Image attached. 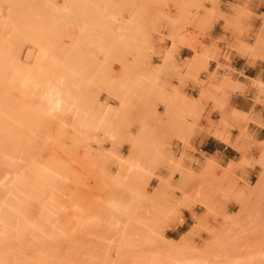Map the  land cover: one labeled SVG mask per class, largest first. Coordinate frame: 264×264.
<instances>
[{
  "label": "rangeland",
  "instance_id": "1",
  "mask_svg": "<svg viewBox=\"0 0 264 264\" xmlns=\"http://www.w3.org/2000/svg\"><path fill=\"white\" fill-rule=\"evenodd\" d=\"M2 1H4V2H2ZM6 1L9 4H6ZM9 1L10 0H0V7H1L0 10H2V12H0L1 21L4 19V21L2 23V27L5 24H8V21H6L5 18H7V15L10 13L9 11L11 9H13V8L10 9L12 3L14 2L16 4V2H17L16 0H15L16 2L13 1L11 3ZM21 1H24V0H21ZM51 1L54 2V7L56 6L57 10H58V8L60 9L63 7V9H60L59 15H56V16H59L60 19L63 16H65L67 18L66 19L64 17L69 22L64 21L63 18L61 19L64 22V23L62 22L63 24L61 25V27L64 25L65 26L67 25L66 28H65V26L62 29H60V27H59L58 29L60 31L59 30L57 31V32H59L58 36L56 35L57 33H55L54 37L48 38L49 35H52L51 31L53 29H56V27H55L57 25L56 22L60 21V24H61V20H59V18L56 20L55 19L56 17H50L49 16L50 13H51V16L53 13H54V16H55V14H58L57 10L55 13L54 8H53L54 12L52 9L53 13L50 11L51 5L48 6L51 3L50 1H49L50 3H48V1H46L47 5H44L45 2H44V4L42 2H40L43 4V6L45 8H46V6H48L47 7L48 10L50 9L49 10L50 12L47 13V10L44 7H42L45 9V11L43 10L44 13L46 12L45 14H47L46 16L44 15L46 19H48L47 18V16H48V17H50L48 20H50V19L52 21L54 19L56 20V21L54 20V23H52V21L50 20L51 21V22L49 21L50 24H49V22H47L49 25L52 26V28L53 27H55V28L52 29L51 26H49L48 24L45 23L46 26H44L42 29V26H40V25L44 24L43 21H42V23L40 22L41 23L40 25L35 26L34 24L37 23L36 20L38 19L36 16H38V15L35 16L33 13H32L33 15L30 13L31 15L30 14L29 15L31 17L35 16L34 18H31L30 16H28V17H30L32 20V28L34 25L35 27L33 29L37 28L35 30L36 31L38 30V32H39V33H36V35L38 36L42 33H44V34L46 33V34L45 35L43 34V36L39 37V39L41 40L40 42H41L42 46H40L41 45L40 42L35 39L38 37L36 35L34 36L35 41L39 42V44H38V46H40L38 49L39 51H37V49H36L37 46L36 47L33 46L34 50L32 52L31 51L29 52V50H25L27 48H30V46L32 47V45H33V43H30L32 45L29 44L30 45L29 46L26 43V44H24V45H26V48L24 45L21 46V47H23V49L21 48L20 55L18 56L17 59L15 58V60H17L16 62H18V59H20V61H19L20 65L16 64L17 67L20 66V67H18L19 69H21V67H23V68L26 67V66H24V64L25 65L27 64L28 65L27 67L31 68L32 67L31 64H33V62H34L33 60H35V62H34L35 64H33V68H34L38 65L39 66L44 65L43 63L41 64L40 62L46 60L45 58H47L48 55L51 53L50 52L51 48H53V47L56 48L55 46H57V48L61 49L62 52L60 50H58L57 48L56 49L53 48L54 52L57 51V53L53 52L54 53L53 54L54 61L51 60V59H53V57L49 56L47 58L48 63L46 62L48 66H49V64H52L53 62H56L58 64L59 59L56 58V55H57V57L59 55L61 58H63V60H65V62L62 64V65L65 64V66H64L65 70L62 69L63 67L61 66V64H60V66H57V68H56L58 70V73H60L59 77L57 76L56 72L55 73L53 72L51 74L48 72L51 68H52L51 71L55 69L53 67V64L49 66L50 69L46 68V67H48L47 65L45 67H41L42 69L40 68L41 71L40 70L39 71L42 72V75L39 74L40 73L38 71L39 66H38V68L36 67L34 69H30V71H32V70L34 71V74H33V72L32 73L30 72V74L31 75L33 74L32 77H35L36 76L35 73L39 72L38 75H41V77H43L44 79H45V77L46 78L49 77V79L47 80L49 82L52 81L53 75L56 74V76L54 75L53 80L56 77H58L59 79L57 78V80H54V84L60 86L61 85L60 83H64L61 85L60 89L62 91L64 90L66 97H64L65 95H63V98L66 99V101H64L66 103L63 104V102H62L63 105H61V106L62 107L65 106L64 109H66L67 111L64 110L62 107H59V108H61V110L63 109L64 111L63 110L62 111L65 113L62 116L63 119L61 117V115H62L61 113H59V115H57V117L60 120H63V121H61L62 124L60 123V120L58 121L55 118V120H56L55 121V120H53V118H51L49 116L50 114H52V113H50V112H52L51 110H48L49 112H47L46 110L42 111V112H44V114H43L44 118H39L38 116H36L38 114L40 115V113L42 114L41 109H40V107H41L40 103L42 105L43 104L45 105V103L44 102L42 103L40 101V98H37V95H33V93L35 94L34 90L36 88L38 89V91H44L43 87L41 90L38 87L39 85L38 86L35 85L36 87L34 85H32L31 88L32 87L34 88V90H33L34 92L32 91L31 88H28V87L24 88L25 93H26V91L31 89L30 90L31 93H29V92H28L29 94L26 93L27 94V96H26V94L21 92L22 88L19 91L20 88H17L15 86V83L11 82L9 84V82H7V80L4 79L5 77H2L3 81L6 80L5 82L2 81L3 87H11V89L12 88L15 89V87H16L15 91L18 90L20 93V94L19 93L16 94L15 91L11 92V90H10V92L6 91L8 89L5 88V90L2 91L3 95H6L4 93H7V92H9L11 95L15 94L14 98L19 99L18 101L16 99V101L18 103L21 102L22 105H23V103H25L24 105H26L28 103L27 106L28 105L30 106V107H28L29 110H27L25 108L27 106H24V107L22 106L27 111L31 110V112H32V109L33 110L36 109L35 111H38L40 109L39 110L40 112H38V114H37V112L36 113L34 112V116L38 118L37 120H35V117L32 116V117H34V118H32V121L29 120V123H30V121H31V123L29 124L27 121V124H29L30 127H28L29 125H27L26 126L27 128H25V126H24L25 124L23 123L24 121L23 122L21 121V123H23V127L21 126V124H17L18 123V122H16L17 120L13 117V115H16V113L14 114L12 112L13 111L12 109L10 111L11 112L10 116L13 117L16 121L13 119V120H11V122L13 124L15 123L14 125H18L17 127H20L23 131L27 130L26 132H28V134L32 137V140H34L32 145L33 144L35 145V149L37 151H38V148L39 149L41 148V146L39 147L41 142H42V144L45 141L51 142L52 138H54V140L56 142H54V141H53L54 143L51 142L53 144V147H52L51 143H49V142H46L45 145L43 144V147L47 148V146H48V148L46 150L47 152L45 151V149H44V151L43 150L41 151L42 159L45 162H48L47 158L52 155L50 152L52 151V149H54L53 150V156H54V153H56V154L58 153L59 155L55 154V156L59 157V158H60V156H62L61 159L63 158L62 160H64V161H61V160L60 161L67 164V166L64 167V171L63 170L61 171L60 169H58L60 172H65V173L60 174L59 172H55L57 167L53 164V160L51 158L52 163L50 161V164H49L50 169L49 170H50L51 175L53 174L52 177H54V175L58 176L60 174V178L62 177V179L56 177L59 180L56 183L58 186L62 183L61 180H63L64 182H63V187L61 186L62 187L61 188L59 186V189L56 188L57 187L56 184H55L56 185L55 187L53 185L54 183L51 184L50 186L52 188H50L51 190H49V194H48L49 197L45 196V200H48V202H50V204L49 203L47 204V201H45L47 204V208H49V210H50V211H47L49 213L48 215L49 216L51 215V217L54 216L55 219L52 218L53 219V221H52L51 217L48 218L49 219L48 221H50V223H48V226H47L49 239L46 238L48 241L46 239L45 240L42 239L44 242L46 241V243H44V245L45 244H47V245H45V247H42L41 249L38 248V249H40V251H42V249H44V248L45 249L43 250L44 252L43 251L40 252L38 250L39 252H38V254L37 253L35 254V257H39V255H41L40 259L43 257H45V258L47 257L48 262L46 264H49V262L54 263V264H57V263L58 264H111V263L112 264H125L127 261H128L127 264H136V263L137 264H142V263L147 264L148 262H149L148 264H151L153 261H155V262H153L154 264L155 263L156 264H171V263L172 264H180V263L184 264V263H186L185 262L186 260H187L186 264H188L191 261H193V264H206V262H207V264H211L212 261H214V258L216 260L218 259L217 261H219V262L222 261L223 263L228 261V262H226L228 264L235 263L234 261H236V260H237L236 261L237 264L240 262H241V264H264V213L259 212L257 205L256 204L253 205L254 204V201H253L252 204H250V205H253V207L249 206V204H247V206H245V208L247 209L246 210L247 212L245 211L246 212L245 215H247V216H245V215L243 216L244 220L246 218V220L244 222L242 220L243 218L242 219H241V217L238 218V217H236V215H234V216L237 219H235L234 217L228 218V216H231V214L233 216V212H237V210L239 209V205H240L239 202L238 203L235 202V200L232 197V194L229 193L230 192L229 190H231V192L233 191L232 193H234L236 188H243V189L248 188L250 183L256 179L255 175L251 179L242 178L240 176L238 177L231 171L230 166H229V169H230L229 172H227V170H223V171H220L219 173H217L218 171H216V168L218 166L214 167L210 173L209 172H203V167H202V169L201 168L200 169H195V168L191 169L189 166L186 167L182 163H178V161L174 162V158L172 156L169 158V163H165L166 151L164 152V147H165L164 136H157V135H154L152 137L144 136V128H148L150 126H153L154 128L163 129L165 126H168V125H171V126L172 125H178L179 126L180 125V119H181L180 117H183L182 114H177V113H174V114L170 115L169 117H167V116L166 117H159V116L157 117L151 113L149 107L148 108L144 107V102L148 104L149 101H151L150 100L151 98L153 101L161 100L160 88L155 83L144 86V79H143L144 73H142V70H141V65H144V53H147L150 50L152 51L153 47H154V43L156 42V40L162 41L165 39V37H166V39H170L172 41L173 45H175L176 43L180 44L183 41L195 42L197 40V38L206 31V29L209 25L210 18L213 16H216L218 14V12H213L214 14L211 12L212 9L214 8L213 7V1L214 0H189V1L188 0H186V1L185 0L184 1H182V0H159V1L158 0H144L145 2L143 0H132V1L127 0L128 2L126 0L125 1L124 0H111V1H109V0L108 1L107 0L106 1L105 0H86V1L85 0L84 1L83 0H77L80 4H77L78 2H75L76 0H71L70 5L72 4L73 6H71L72 10H70V12H71V14L75 15V19L73 18L74 16L70 14V12H69V14L71 16H68L69 18L67 17L68 13L65 14L66 13L65 11L67 10L65 8V7H67L65 4L67 2L69 4L68 0H56V1L51 0ZM93 1H95V2H93ZM141 1H143L146 4V6H145V4L144 5L141 4ZM19 2L20 1H18V4H16V5H19L20 4ZM24 2L26 3V0ZM35 2H36V0H34L33 1L34 4H32V7L35 5V7H33V8H35V9H33V11L36 10L37 14H39V12H38V10H39L38 4L39 3H37L38 0L36 2L37 4H35ZM108 2L109 3L111 2V3L108 4ZM1 4H3V5L1 6ZM4 4H6V8H5ZM26 4L27 5L29 4L28 0H27ZM219 4H220V1L217 2V5H216V3H214V6H216V8L218 9ZM30 5H28V6L30 7ZM124 5H126V6H124ZM209 5H210V7H209ZM91 6H93V7H91ZM12 7H13V5H12ZM36 7L38 8V10L36 9ZM78 7H79V9L80 8L81 9L78 10ZM113 7H115V8H113ZM131 7H133V8H131ZM153 7L156 9L154 10ZM180 7H182V9ZM107 8H108V12H107ZM139 8H141L142 11L141 10L139 11ZM6 9H8V11ZM73 9H75L76 11ZM84 9L87 12H85ZM96 9H98L102 12H97ZM14 10H15V8H14ZM14 10H13V13H14ZM16 10H17V13H18V11H20L17 9V7H16ZM16 10H15V12H16ZM88 10L91 13H92V11L94 12V10H95L96 11L95 17H93L94 16L93 14H91L92 15L91 16ZM29 11L31 12V9L27 10V12H29ZM74 11H75V13H74ZM80 11L82 14L84 13V15L80 14L81 16H83V18L79 15ZM22 12H23V10H21V12L18 13V14H20L21 18L23 17L22 19L19 18L18 15H17L18 18L15 15L16 16L15 19H14V17H11L13 15H9L11 17L10 21L12 22L13 19L15 21L14 22L15 23L14 24V30H15V28L21 30V28H23L24 26H25L24 27L25 29H26V27L31 28V26H30L31 24H29L30 27H28L27 25L24 24L25 21L27 23V20H24L25 16H23V14H25L26 11L24 10V13L21 16ZM88 13L91 16V19L89 18L90 16L87 15ZM5 14H6V16H5ZM62 14H63V16L61 17L60 15H62ZM96 14L98 15L99 19L96 18L97 17ZM40 15H41V12H40ZM40 15L38 17H39V19L41 17V20H42V18L44 16H40ZM165 15H166V17H165ZM26 16H27V14H26ZM10 17H8V18H10ZM78 17H80V19ZM86 18L89 20L85 21L84 19H86ZM102 18L105 19L104 20L105 23H103ZM179 18H180V20H179ZM33 19L35 21H33ZM81 19H83V22L81 21ZM100 20L102 21V24H104V25H101L99 23ZM16 21L18 23H16ZM22 21H24V22H22ZM45 21H47V20H45ZM84 21L86 23H84ZM106 21H108L109 24L111 22L110 26L107 25ZM38 22H39V20H38ZM134 22H135L136 26H135ZM152 22H154V24ZM75 23H77V24H75ZM88 23H89V25H88ZM84 24H87V26H85ZM105 25H107V26L105 27ZM100 27H104L105 30H103L104 28L101 29ZM137 27H138V29H137L138 31L135 33ZM85 28H88L90 30H86ZM4 29H6V30H4ZM4 29L2 28L3 32L7 31V33H8V28L6 25H5ZM47 29H48V31H47ZM50 29H52V30H50ZM100 29H101V31H100ZM125 29H126V31H125ZM35 30H32V31L35 32ZM102 30L104 31L103 33H102ZM121 31H123L122 34L120 33ZM131 31H134V33ZM242 31H244V29H242ZM5 32L2 33L5 36V37H3V35H2V38H4V39L6 37L9 38V36L11 35L10 32H12L11 29L7 35ZM17 32H19V31H17ZM47 32H48V34H47ZM54 32H56V31H54ZM15 33H16V31H15ZM87 33H88V35H86ZM101 33H102V35H101ZM106 33H108V34H106ZM111 33H114L113 37L115 38V40L118 38L117 43L121 45L120 47H122L123 50L120 47L118 49L119 45H117V48H116L117 43L114 42V38L111 36L112 35ZM131 33L133 35H131ZM18 34H20V33H18ZM27 34L25 36H27ZM31 34L33 35L32 32H31ZM31 34L29 33L30 36H32ZM98 34H100V35H98ZM29 35H28V37H29ZM103 35H105L104 38L109 35L107 37L108 39L106 38L107 42L104 41L105 40L104 38L102 39L103 41L100 40L103 37ZM144 35H146V38ZM11 36H10V38H11ZM14 36H18V35L14 34ZM14 36H12V37H14ZM44 36L46 37V40L48 41V42L46 40L44 41V38H43V41H44L43 43H46V44L42 43L41 38ZM55 36H57L56 39L57 40L59 39L58 40L59 42L55 39ZM21 37L23 39H25L22 35L20 36V38ZM28 37H26V38L28 39ZM60 37H61V40H60ZM110 37H111V40L109 39ZM128 37H129V39H128ZM18 38H19V36L17 38H14L16 41L15 44H17L18 40H16V39H18ZM32 38H33V36H32ZM82 38H84V39H82ZM48 39L49 40L53 39L54 41L52 40L51 42H49ZM70 39L71 40L73 39V41H70ZM122 39L125 42L124 46H122V44H124ZM29 40L31 41L32 39H29ZM108 40H110V41H108ZM23 41H22V44H23ZM79 41H80V44H79ZM89 41L91 42V44L89 43ZM134 41H136V42H134ZM26 42H29V41L27 40ZM37 42L35 43L36 45H37ZM53 42H54V44H53ZM55 42H57L59 44H57ZM92 42L96 45L92 44ZM102 42L104 44H102ZM13 43H14V40H13ZM24 43H25V41H24ZM86 43H89V44H86ZM113 43H115V46ZM15 44H14V46H16ZM4 45L6 46V44H4ZM4 45H3V47H5ZM45 45H46V47H45ZM47 46L49 48H47ZM3 47L1 49H5ZM90 47L91 48L93 47V50L91 49V51L89 52L88 48L90 49ZM125 47H126V49H125ZM32 48H30V49L32 50ZM40 48H42L41 51H40ZM62 48H64V49L62 50ZM191 48H194V47L191 46ZM14 49L18 50L19 47L17 49V46H16V48L14 47ZM14 49H13V52L15 51ZM43 49H45L47 51V54H46L47 56L45 55V53L42 52ZM45 50H43V51L46 52ZM26 51H27V53L28 52L31 53V57L29 56V59H28V57L26 56L27 60H24V59H22V55H24V52H26ZM59 51H60V53H59ZM1 52L4 54L3 51H1ZM8 52H9V54L11 53L10 50ZM36 52L37 53L41 52L44 55H42L40 53V56H39V55H37ZM15 53H14V56H15ZM60 54H63L62 55L63 57ZM27 55H30V54H27ZM35 55L40 57V59H41L40 62H39V58L36 57ZM110 55H112V56H110ZM5 56H6V54H5ZM10 56L13 57V55H10ZM41 56H45V58L43 57V60H42ZM87 56H88V58H87ZM34 57L38 58V60L35 59ZM61 58H60V62H61ZM1 60H2L3 64L7 66V63L10 59H8L6 57V59H1ZM13 60H14V57H13ZM110 60L117 61L122 66V70L120 73L113 72V70L109 67V61ZM21 62L23 63L22 66H21ZM29 63H31L30 64L31 67L29 66ZM34 65H36V66H34ZM1 66H3V65H1ZM54 66H55V64H54ZM58 67H60L61 69ZM67 67H68V69H67ZM43 68L45 70L48 69V71L46 70L47 73L44 72L45 70L42 71ZM4 69H6V67H4ZM66 69H67V71H66ZM22 70L23 69H21L19 71H21V73L26 72V71H22ZM28 70H27V72H28ZM57 70H54V71H57ZM60 70H61V72H63L64 75L60 72ZM3 71L4 70L2 69V72H1L2 75H3ZM6 71H8V70L6 69ZM27 72H26V75H27ZM43 72L46 73V75ZM72 72H73V74H72ZM43 74L45 76H43ZM81 74H83V76H81ZM35 79H36V77H35ZM37 80L38 81L40 80V84L44 81L43 80L41 82L42 79H37ZM37 80L34 81L36 84L38 83ZM45 81H46V79H45ZM55 81H58V82H55ZM49 82H47V83H49ZM70 82H72V84ZM35 83H33V84H35ZM47 83H46V85H47ZM50 84H52V82ZM73 84H74V86H73ZM65 85H67V86H65ZM41 86L42 85H40V88H41ZM9 93H7V95ZM36 93H38V92L36 91ZM40 93L41 92H39V95H40ZM61 93L63 94V92H61ZM21 94H23V95H21ZM102 94L106 95L108 99L111 97L117 98L121 103L123 111L119 112V110H117L118 109L117 107L107 106V105H105V103L103 101L101 102L100 99L102 98ZM20 95L23 96L22 97L23 99L21 98ZM28 95H30V97H32L33 99L31 98L32 100H30L29 99L30 97ZM24 97L25 98L27 97L26 99H29V100H26ZM69 97H71V98H69ZM4 98H7V96H5ZM14 98H13V100H15ZM173 98H175L176 100L179 99L181 102H183V98H185V96H181L178 92H175ZM20 99L24 102L20 101ZM38 100L40 101V103H38L39 102ZM4 101L5 100L3 99V102ZM9 102L11 103V101H8L7 106H8ZM21 103H20V106H21ZM12 104H13V101H12ZM66 104L67 105L69 104L70 107H69V105L67 106ZM3 105H4V103H3ZM20 106L19 107L16 106V107H18L16 109L19 110L21 108V110H22V107H20ZM31 106L34 108H32ZM11 107L14 108L13 105H11ZM4 108H6V107H4ZM30 108H32V109H30ZM44 108L46 109V107H44ZM76 108H77V112L74 113L76 111ZM54 110L57 111L56 109H54ZM59 110L60 109H58V112H60ZM16 112H18V111H16ZM19 112L18 113L23 116L24 110H22V113L20 110H19ZM45 112H47V113H45ZM12 113H13V115H11ZM48 113H49V115L46 116V114H48ZM72 113H73V115H72ZM25 115L26 114H24V116ZM51 116L56 117L54 114ZM28 117H27V119H28ZM40 117H42V116L40 115ZM16 118L18 119L19 116ZM23 119L25 120L24 117H23ZM33 119L36 122H34ZM39 119H40V121H38ZM19 120H21V119H19ZM32 122H33V125H32ZM37 122H39V123H37ZM39 125H40V127H39ZM54 125H56V126H54ZM59 125H61V127ZM135 125L140 126L141 130L136 136H133V135L129 134L130 133L129 129ZM45 126H47L45 128L46 130L41 131V130H44L43 128ZM57 126H59L61 129L58 128ZM13 127H15V126L12 125V128ZM38 127L39 128L43 127V128H41V130H40V129H38ZM30 128L33 130L35 129V130L31 131ZM48 128H49V130H48ZM21 129H19V131ZM80 129H81V131H80ZM37 131H39L40 134H38ZM32 132H35V134ZM53 132H56V134L54 133V135H53ZM56 137L57 138L58 137H64V138H62L63 140H61V138H58V139H60L61 143L64 144L63 146H64L65 152L62 150V148H63L62 145H60V143L57 144L58 142L56 140ZM70 138H72V139L70 140ZM123 142H128L130 144L128 151H121L120 150L119 147ZM21 143H22V141H21ZM56 144L58 145V147ZM73 144H75V145L73 146ZM36 145H38V146H36ZM260 145H264V143H261ZM17 146L19 147V146H23V145L18 144ZM49 147H51V148H49ZM59 147H61V148H59ZM22 148L23 147H21V150L18 149V151L21 152L23 150ZM56 148L61 149L64 154L62 152H59L60 150H56ZM261 149L262 148H260L259 155L257 157H254V155H250L249 159L244 158L243 160L245 161V163H239L240 167L241 166L247 167V168L256 167V169L254 170V173L257 175L258 170H259V165L256 166L255 164H258L256 162L260 157ZM101 152H103V153H101ZM83 153H85V154L83 155ZM22 154H23V151H22ZM18 155L21 156L20 153ZM23 155H22V157H23ZM69 155H71V156H69ZM75 155L76 156L80 155V156L76 157ZM90 155H91V157H90ZM96 155H97V157H96ZM20 156H19V158L21 159L22 157H20ZM117 157H119V159ZM83 159H85V161ZM22 161H20V162L23 163ZM18 162H19V160H18ZM97 162H99V163H97ZM127 163L130 165L128 166ZM51 164H53L54 167ZM100 165H101V167H100ZM67 168H69V169L66 170ZM84 170H86V171H84ZM70 171H71V173H70ZM187 171L191 172V174H189L190 176H185V173ZM224 171H226L227 173L225 174ZM75 172H77L76 173L77 175L75 174ZM90 172H91V174H90ZM95 172H97V173H95ZM201 172H203L204 174L207 173V174H205L206 176L204 175L205 179L202 176V178L206 181L204 182L203 180H201V181L199 180V182H201V183H199V182L197 183L196 182L198 180L197 175H200ZM94 173L96 174V176ZM203 173H201V175H203ZM187 175H188V173H187ZM192 175H194V176L192 177ZM195 176L197 178H195ZM200 176H199V178H201ZM159 177H163L165 179H168L170 182L167 185L168 188H166L167 192L164 190L163 195H161L160 197H155V196H153L152 192L154 191L155 186L159 182ZM137 178L139 179V181H141L140 179H142V182H144V184L146 181V185L143 186L142 182L138 181L140 184H142V185L138 186V182H137L138 179ZM102 180H103V182H102ZM134 181L136 183H134ZM150 181H151V183H150ZM202 183H204V184H202ZM198 184L202 185V186H199L200 187L199 188L197 186ZM83 185H84V187H82ZM133 186L135 188H136V186H138L140 189L137 187L136 188L137 191H136V189ZM232 186L234 188H232ZM92 187H94V188H92ZM197 187L199 189L198 190L199 192H201L200 190L203 191V189H201L202 187L205 189L203 191V193H198V194L202 198H205L202 200H207V202H209V204L206 203L209 206V208L206 207L207 206L206 204H205L206 205L205 206V205H203L204 203L202 204L200 202V201H202V200H200L201 197L199 199V198H197V196H195V194L193 195L194 196L193 198H197L198 202L200 204H198L197 200H194L195 202H197V204L193 203L194 204L193 206L196 208L197 212L192 213V221L190 222L191 225L188 226V229H190L191 226H193V224L196 223V221L199 217L200 218L198 220H200L204 216L206 218L204 217L203 220L201 219V221H199V222L203 221L204 224L201 223L202 225L200 226V223L198 222L199 225H197L195 227L196 228L195 232L191 236V240H190L191 244L188 243L189 245L186 244L187 246L185 244L179 245L180 248L178 246L177 247L175 246V248H173L170 251V252H172L174 250L173 253H175V254H173L170 252H164L162 249H160L159 247L162 245V243L157 244L156 241H153V240H156L155 238L153 239V237H150L149 239L152 238V241H150L148 239L149 240V242H148L147 238L149 237V235H151L152 231L155 229H156V231L158 229L163 230L164 235L166 237H169V234L165 233L166 229H168V227H165L167 224L166 222L180 223L182 221V213L180 210L182 208H185L188 203L194 202V201H192L193 198H191L192 195L190 193L191 192L194 193V191H195V193L198 192L195 189ZM54 188H55V190H54ZM95 188H97V189H95ZM138 190H140V191L138 192ZM142 191H145V193H141ZM62 193L64 195H66L67 193L68 194L66 196H64V195L62 196ZM189 194L191 195L189 198L192 200L186 201V199H187L186 198L185 199V206L182 207L181 202L184 200L183 198L187 197V195L189 196ZM196 195H197V193H196ZM50 196H52V198H50ZM65 197H66V199H65ZM235 197H236L235 199L238 200L237 193H236ZM53 198L55 200H53ZM68 198L70 200H68ZM34 200L36 201V199H34ZM251 200L249 203H251ZM115 201H116V203H115ZM36 202H38V200ZM36 202H32V205L30 207L31 212L29 213V215H30V217L33 218V220L35 219V217L38 218L37 214L40 212V209H41V208L40 209L38 208L40 205H39V203L36 204ZM179 202H180V204H179ZM202 202H204V201H202ZM182 203H184V202H182ZM246 203H248V202H246ZM33 204H34V207L32 209ZM35 204H36V208H35ZM120 204H121V207H120ZM55 206L57 207V209ZM79 206H81V207L79 208ZM45 209H46V207H45ZM53 210H54V212L59 210L58 214H57V212H56L57 215L54 214V212H52ZM92 211H94L93 214H92ZM120 211H121V213H120ZM115 212H116V214H115ZM51 213H53V214H51ZM74 213H77L79 215V217L77 214H74ZM124 213H125V215H124ZM66 215H68L67 216L68 219L65 218ZM75 215H77L76 217H78L77 220L78 219L84 220L85 223L89 222L88 226H87V227H89L88 230L86 227V230L83 231L85 228L84 226H86L87 224H85L83 226L84 228L83 227L79 228L82 222L80 221V225L79 224L76 225V223L78 221L76 223H74L76 220ZM81 215H84L86 217L85 218L86 220ZM113 216H116V218ZM89 219L91 221L92 220L93 221L91 222ZM58 220H59L60 224L56 223ZM68 220L70 222H67ZM229 220L232 221V223H234L232 228H231V226H229V227L227 226ZM233 220H234V222H233ZM240 220H242V221L240 222ZM111 221L113 223L109 224V223H111ZM93 222H94V224H93ZM73 223L75 225H73ZM243 223H245V224H243ZM56 224H57V226H56ZM91 224H92V226H90ZM82 225H83V223H82ZM59 227L60 228L63 227L62 228L63 230L60 229ZM107 227L109 229L111 228V230L107 231V232L111 231V234L109 233L110 234L109 240H108V238H106L108 235L105 237V234L107 232L106 233L104 232L105 234L103 233L104 229L108 230ZM226 227L228 228L229 231H227ZM58 229H60V230H58ZM116 229H118V232L116 231ZM222 229H223V231H222ZM236 229L240 233V235H239V233H237L235 231ZM41 230H44V229H41ZM121 230H122V232H124L126 230L127 232H125V233L128 234L127 236H129V235H131V236L125 237L123 233L121 235V233H119V232H121ZM97 231H99V232H97ZM46 232H45V234H46ZM93 232H96V233L93 234ZM222 232L224 235L222 234ZM228 232L233 238L237 239L238 242H236L237 240L236 241L233 240V238L230 235H228L229 238H232L231 240L235 241L232 243L230 241V239L228 237H226ZM101 233L104 234L105 239H107L108 241L105 240L104 237H100V235H102ZM118 233L121 236H119ZM139 233H140L141 237H143V235H144V238H141L142 240H139L140 243L137 240L139 243V248L136 247L138 245L130 247L129 244H132L131 241H134L131 238L133 237V238H135V240L140 238ZM219 233L222 235H220ZM41 234H42V232H41ZM96 234H97V236H93ZM136 234H138L139 236ZM23 235H24V233H23ZM26 235L27 234H25V236ZM49 235H50V237H49ZM114 235H115V237H114ZM181 235L182 234L177 235L174 238L177 239ZM30 236H31V234H30ZM39 236L41 237V235H39ZM44 236H47V235H44ZM215 236H218V238H220V239L217 240V237H215ZM31 237L34 238L35 235L31 236ZM40 237H38V239H40ZM116 237H119V238L121 237L122 239L125 238L126 243H127V240L129 241V243H127V244L125 243L123 245L122 243H124V241L120 238L121 239L120 242H122V241L123 242L119 243L118 242L119 240L118 241L115 240V239H117ZM136 237H138V238H136ZM154 237H156V236H154ZM26 238L28 239V237H25V245L20 246L24 250L19 249V247L18 248H13V247H11V248L7 247L6 248V247L0 246V254L2 255L3 253H5V254L8 253L11 255L10 252L12 249V255L13 254L14 255L19 254L20 257L25 256V258H26L27 257L26 255L29 252V248H28V251L26 252L27 249L25 250V247L28 246L31 248V246L26 245V243L28 242V241H26L27 240ZM73 238H75L76 241H74L75 239L73 240ZM222 238L224 239V241H222L223 240ZM227 238L229 239V241L227 240ZM30 239H29V241H31ZM69 239H72V240H69ZM215 239L217 240V242ZM103 240L107 241L109 243V244H106L108 246V248H106V250H104L105 249L104 247H107L106 245H104V247L100 246L102 248L96 247L98 245V243L103 242ZM145 240L147 242L144 243L143 241H145ZM116 241L122 247L119 245H116L115 244ZM157 241L161 242L159 240H157ZM226 241H228L227 243L231 242V244L226 245L227 244ZM152 242L154 245L151 244ZM221 242L222 243L225 242L223 244L226 247L228 246L229 248H224V246H222L223 249H221V244H222ZM79 243H82L84 247H82V244L80 245ZM93 243H94V245H93ZM95 243H96V246H95ZM134 243L136 244L137 242H133V245H134ZM209 243H211V244H209ZM29 244H30V242H29ZM31 244H32V242H31ZM37 244L41 246L40 242H38ZM78 244H79V246H78ZM86 244H87V246H86ZM215 244L217 246H215ZM42 245H43V242H42ZM55 245L57 247H55ZM100 245H101V243H100ZM114 245H115V247L119 246L116 248V250H119V251L122 249H124V250L128 249L127 251L125 250L127 253L122 250L123 252L121 251L120 254H118L117 252H119V251H117V252L115 251ZM150 245L151 246L153 245V246L150 248ZM144 246H146V249H144ZM58 247L62 250H60V249L58 250ZM92 247H96L98 250L96 248H94V250L96 249L95 250L96 252L94 250L90 251V249H93ZM120 247L122 249H118ZM141 247L143 249H141ZM147 247H149V249ZM205 247H208V248H205ZM2 248L7 249L6 250L7 252L5 251V249L3 250ZM9 248H10V251H9ZM80 248H83V250H80ZM84 248L87 250L85 251ZM88 248H89V251H88ZM99 248L101 249V251H103V253L105 255H103V253L101 251H99ZM152 248H155V250H153ZM14 249H16V250H14ZM130 249H131V251H130ZM150 249H152V250H150ZM232 249L233 250L236 249L238 251L235 250V253H234V251ZM21 250L24 251V253L26 255H24V254H23L24 256L20 255V253L22 252ZM33 250H35V249H33ZM33 250L31 249L29 253L32 254L34 252ZM211 250H212V252H211ZM214 250H216V251H214ZM239 250H241L242 252ZM87 251L89 253L93 252L95 257L92 256L93 253L89 254ZM128 251L130 253H128ZM231 251H233L232 254H231ZM45 252H47V253H45ZM100 252L102 253V255H100L101 254ZM137 252H140L141 254L145 255L146 258L139 253L137 254ZM145 252H146V254H145ZM176 252H177V254H176ZM215 252H216V254H215ZM39 253H42V254H39ZM116 253L118 254V256L117 255L115 256ZM123 253L128 254L127 255L128 257L127 256L126 257L129 258V260L127 258H125L126 254H123ZM236 253H237V255L238 254L242 255L243 259L240 256L235 255ZM30 254H29V256H30ZM213 254H215V255H213ZM51 255H53L52 257L55 261L57 260L56 262L54 260H52V258H50ZM62 255H64V256L62 257ZM119 255H122V256H119ZM233 255L235 257L237 256V258L235 259V257H233ZM33 256H34V254H33ZM96 256H99V257H96ZM136 256H137V258H136ZM30 257L29 258L27 257V260L31 261L32 262L31 264H36V263H34L37 261V260L36 261L34 260L36 258H33V260H34L33 261V260H30ZM54 257H56L57 259H55ZM108 257L110 260L107 259ZM208 257H209V259H208ZM220 257H221V259H220ZM25 258H22V259H25ZM92 258H94V259H92ZM95 258H96V260H95ZM50 259H51V261H50ZM121 259L122 260L127 259V261H121ZM188 260H191V261L188 262ZM202 260H203V263H201ZM100 261H101V263H100ZM117 261H118V263H115ZM210 261H211V263H210ZM0 262H2L1 259H0ZM42 262H45V259ZM122 262H124V263H122ZM190 264H192V263H190Z\"/></svg>",
  "mask_w": 264,
  "mask_h": 264
},
{
  "label": "crops",
  "instance_id": "2",
  "mask_svg": "<svg viewBox=\"0 0 264 264\" xmlns=\"http://www.w3.org/2000/svg\"><path fill=\"white\" fill-rule=\"evenodd\" d=\"M218 9L220 13L210 18L206 31L196 43L183 41L173 45L165 37L162 41L156 40L152 51L144 53V65H141L144 86L155 83L160 88L161 98L157 101L151 98L148 104L144 102V107H149L157 117L183 115L179 126L168 125L163 129L150 126L144 128V136H164L165 163H169L172 156L174 162L200 169L210 160L217 163V173L231 164L236 176L251 179L255 175L256 178V167H240L238 163H244L243 159H249L250 155L257 157L264 146L260 145L264 143V46H257L260 41L264 45V0H220ZM258 34L262 35L261 39ZM243 43L251 46L255 54L245 46L246 52L239 50ZM168 50L173 51L169 53L171 59L166 55ZM109 67L115 73L122 70L114 60L109 61ZM175 92L185 96L183 102L173 98ZM187 98L193 102L182 104ZM100 101L123 111L115 97L108 99L102 94ZM190 104H194L191 108L195 107V116L189 112L193 111ZM183 106L188 108L185 107L184 112ZM221 119L226 122L224 132L229 141L213 134L214 124L217 126ZM140 130V126L135 125L128 133L136 136ZM129 147L128 142H123L119 148L128 151ZM180 211L182 221L165 231L169 237L186 232L192 213L197 212L195 207Z\"/></svg>",
  "mask_w": 264,
  "mask_h": 264
},
{
  "label": "bare ground",
  "instance_id": "3",
  "mask_svg": "<svg viewBox=\"0 0 264 264\" xmlns=\"http://www.w3.org/2000/svg\"><path fill=\"white\" fill-rule=\"evenodd\" d=\"M13 1H15V0H10L9 2L11 3V2H13ZM17 1V2H16ZM15 2H16V4H18V1H20L19 3L22 5H16L14 2V4L12 3V5H13V7H12V5H11V7H10V9L11 8H13V9H9L10 11V13L7 15V18L8 17H10L9 15H13V16H11V17H14V19H15V17L18 15L19 16V18H21L20 17V14H18L19 12H21V10H23V12L21 13V16H22V14L24 13V10L26 11L25 12V14H23V16H25L24 18V20H27V23H26V21L24 22V21H22V22H24V24L25 25H27L28 27H30L31 26V28H27L26 27V29L23 27V28H21V30L20 29H17V28H15V30H14V19L12 20V22L10 21V19H11V17L10 18H5V20L6 21H8V24H5L6 26H7V28H8V33H9V31H10V29H11V31L12 32H10V34L12 35V36H14V34H16V35H18L19 36V38L18 39H16V40H18L17 41V44H15V39L14 38H17L18 36H14V37H12L11 35V38H10V36H9V38H2V33H4L3 32V30H2V28L4 29V27H5V25L2 27V23H3V21H4V19L1 21V17H0V246H2V247H13V248H18L19 247V249H22L20 246H24L25 245V237H28V239L26 240V241H28L27 243H26V245H29V246H31V248L30 247H28V246H26L25 247V250H26V252L28 251V248H29V252H30V250L32 249H35V250H33L34 252L32 253V254H30L29 252V254H30V256H29V254L27 253V255L24 253V251H22V250H24V249H22L21 251L23 252H19L20 253V255H26L28 258L30 257V260H33V258H36V259H34L36 262H34V263H36V264H46L47 262H48V259H47V257L45 258V257H43L44 259H45V262H42L44 259L43 258H41L40 259V257H41V255H39V257H35V254L37 253L38 254V252L40 251V249L42 248V247H45V245H47V244H45L44 245V243H46V241L44 242L42 239H49L48 238V231H47V226H48V223H50V221H48L49 219L48 218H50L51 217V215L49 216L48 214V212L47 211H50L49 210V208H47V204L49 203L50 204V202H48V200H45V196L46 197H49L48 196V194H49V190H51L50 188H52L50 185L51 184H53L54 185V187L57 185L56 183L59 181L57 178H60V174L61 173H65V172H60L58 169H60L61 171L63 170L64 171V167L65 166H67V164L66 163H63V162H61V161H64V160H62L61 159V157L62 156H60V158L59 157H56L55 156V154L56 153H54V156H53V150L54 149H52V151L50 152L52 155L50 156V157H48L47 158V161L48 162H45L43 159H42V156H41V151L43 150L44 151V149H45V151L47 150V148H48V144L46 145L47 146V148L46 147H43V144L45 145V143L46 142H49V141H45L43 144H42V142H41V144L39 145V147L41 146V148L39 149L38 148V151L35 149V145L33 144L32 145V143H33V141L34 140H32V137L28 134V132H26L27 130H22L20 127H17L18 125H14L12 122H11V120H13L14 118L17 120H15L16 122H18L17 124H21V126L23 127V123L25 124L24 126H25V128H27L26 126L27 125H29L30 123H31V121H32V118H34L35 116H34V112L36 113L37 112V114H38V112H40L39 110L41 109V112L44 110H46L47 112H49L48 110H51L52 112H50V113H52V114H50L49 115V113L48 114H46V116L47 115H49L51 118H53V120H55V118H56V120H60L58 117H57V115H59V113H61L62 115H61V117L63 116V114L65 113V112H63L64 110H66V109H64L65 108V106H61V105H63L64 103H66V102H64V101H66V99L65 98H63V95H65V93H64V90L62 91L61 89H60V87H61V85L62 84H64V83H60L61 85L59 86V85H55L54 84V80H57V78L59 77V74L60 73H58V70L56 69L57 68V66H60V64H61V66L63 67L62 69L63 70H65L64 69V66H65V64L64 65H62L64 62H65V60H63V58H61L59 55H58V57H57V55H56V58L57 59H59L58 60V64L56 63V62H53L54 61V57H53V54L54 53H57V51H55L54 52V50H53V48H51V50H50V52L52 53H50L49 55H48V57L50 56V57H53V59H51V60H53L52 62V64H53V67L55 68H53L54 70H57V71H54V70H52L51 71V69H50V65H52V64H49V66L47 65V63H48V60H47V58H45V56H41V58H42V60H43V57L46 59V60H44V61H41V59H40V57H38V56H36V57H38L39 58V62L42 64H44V65H42V66H39V68H38V66H36V65H34V66H36L37 68H38V71L40 70V68L41 67H45L46 65L48 66V67H46V68H49L50 70L48 71V69H46L50 74L51 73H55L56 72V74H57V76L58 77H56V78H54V80H53V77H54V75L56 76V74H54L53 75V77H52V81H47L48 79H49V77H45V79H46V81H45V79L43 78V77H41V75H42V72H38L39 74H41V75H38V73L36 72L35 74H36V79H35V77H32L33 76V74H34V71L32 70V71H30V69H34V68H36V67H34L33 68V64H35L34 62H35V60H33L34 62H33V64H31V63H29V66H30V64H31V68H29V67H27L28 65L26 64H24V66H26V67H21V69H23L22 71H26L27 72V70H28V72H27V75H26V72H22L21 73V71H19V70H21V69H19L18 67H20V66H16V64H18V65H20V59H18V62H16L17 60H15V58L17 59L18 58V56L20 55V51H21V48L23 49V47H21V46H23L24 44H30V43H33V45L32 44H30V45H32V47L33 46H37V51H39L38 49H39V47L40 46H42V44H41V40L39 39V37H41V36H43V34L44 33H42V34H40V35H36V33H39L38 32V30L36 31L35 29H37V28H35V29H33L36 25H40L41 23H42V21L44 22V24H41L40 26H42V29H43V27L44 26H46V24H48L47 22H49L50 20H48L50 17H56L55 19L57 20L58 18H59V16H56V15H59V13H60V9H63V7L62 8H58V10L56 9L57 7L55 6L54 7V2L53 1H51V0H38V2H37V0H36V2L37 3H39L37 6H38V8H39V10H38V8L36 7V9L38 10V12H39V14H37V12H36V10L35 11H33V9H35V8H33V7H35V5L32 7V4H34L33 3V1L32 0H28V5H30V7L26 4L27 3V0H26V3L24 2V1H21V0H16ZM31 1V2H30ZM46 1H48V3H50L48 6H50L51 5V7H50V11L52 12V9L54 8L55 9V13H56V10H57V12H58V14H55V16H54V9H53V14H52V16H51V13H50V17H48L47 16V18L48 19H46L45 18V16L47 15V14H45L44 13V11H45V9L47 10V13L48 12H50L49 10H48V6H46V8L43 6V4H44V2H45V4L44 5H47V3H46ZM50 1V2H49ZM56 1V0H55ZM69 1V4H68V2L65 4L67 7H65L67 10L65 11L66 13L65 14H69V12H70V10H72V7L71 6H73L72 4L70 5V3H71V0H68ZM84 1V0H83ZM86 1V0H85ZM106 1V0H105ZM108 1V0H107ZM109 1H111V0H109ZM125 1V0H124ZM127 1V0H126ZM132 1V0H131ZM144 1V0H143ZM143 1H141V4H145ZM159 1V0H158ZM182 1H184V0H182ZM181 1V2H182ZM186 1V0H185ZM189 1V0H188ZM220 0H214L213 1V9H212V13L213 12H218V13H220L219 12V9H217L216 8V6H214V3H216V5H217V2H219ZM2 2H4V1H2ZM35 2V4H37ZM40 2H42V3H40ZM66 2V1H65ZM75 2H78L77 0L75 1ZM93 2H95V1H93ZM128 2V1H127ZM97 3V2H96ZM95 3V4H96ZM111 3V2H110ZM109 2H108V4H110ZM132 3V2H131ZM140 3V2H139ZM147 3V2H146ZM151 3V2H150ZM161 3V2H160ZM183 3V2H182ZM181 3V4H182ZM188 3V2H187ZM6 4H9L7 1H6ZM6 4H4V6H5V8H6ZM26 6H25V5ZM41 4V5H40ZM68 4V5H67ZM77 4H80L79 2L77 3ZM104 4V3H103ZM106 4V3H105ZM107 4V5H108ZM135 4V3H134ZM3 4H1V6H2ZM17 7V9L18 10H20L21 8V10L20 11H18V13H17V10H16V7ZM26 7H24V6ZM64 5V6H65ZM70 5V6H69ZM90 5V4H89ZM106 5V6H107ZM137 5V4H136ZM153 5V4H152ZM8 6V5H7ZM41 6V7H40ZM69 6V7H68ZM80 6V5H79ZM124 6H126V5H124ZM145 6H146V4H145ZM19 7V8H18ZM42 7H44V8H42ZM81 7V6H80ZM90 7V6H89ZM91 7H93V6H91ZM95 7V6H94ZM1 8V7H0ZM14 8H15V10H16V12H15V10H14ZM30 10L31 9V12L29 11V12H27V10L28 9ZM64 8V9H65ZM110 8V7H109ZM113 8H115V7H113ZM131 8H133V7H131ZM154 8V7H153ZM181 9H182V7H180ZM27 9V10H26ZM42 9V10H41ZM81 9V8H80ZM79 9V7H78V10H80ZM137 9V8H136ZM156 8H154V10H155ZM184 9V8H183ZM7 11H8V9H6ZM13 10H14V13H13ZM44 10V11H43ZM73 10H75V9H73ZM92 10V9H91ZM97 10V12H102V11H100V10H98V9H96ZM142 11V9L141 8H139V11ZM43 11V12H42ZM62 11V10H61ZM68 11V12H67ZM76 11V10H75ZM75 11H74V13H75ZM82 11V10H81ZM81 11H80V13H79V15L81 14V15H84V13L82 14L81 13ZM84 11L85 12H87L85 9H84ZM89 11V10H88ZM134 11V10H133ZM132 11V12H133ZM136 11V10H135ZM0 12H2V10H0ZM4 12V11H3ZM12 12V13H11ZM40 12H41V15H40ZM63 12V11H62ZM95 10H94V12L92 11V13L89 11V13H90V15L91 14H93L94 16L93 17H95ZM105 12V11H104ZM107 12H108V8H107ZM138 12V11H137ZM157 12V11H156ZM155 12V13H156ZM162 12V11H161ZM182 12V11H181ZM16 13V14H15ZM33 13L35 16L36 15H40V16H44L43 18H42V20H41V17H40V19H39V17L38 16H36L37 18V20H36V24H34L33 25V28H32V20H31V18H34V17H31L30 15ZM89 13L87 14V15H89ZM106 13V12H105ZM26 14H27V16H26ZM30 14V15H29ZM32 14V15H33ZM67 14V17L68 16H71V15H73V14H71V12H70V14L68 15ZM180 14V13H179ZM214 14V13H213ZM16 15V16H15ZM80 15V16H81ZM89 15V16H90ZM97 15V14H96ZM138 15V14H137ZM182 15V14H181ZM180 15V16H181ZM2 16V15H1ZM5 16H6V14H5ZM18 16H17V18H18ZM28 16H30V17H28ZM61 17L63 16V14L62 15H60ZM74 17V19H75V15H73ZM92 16V15H91ZM91 16L89 17L90 19H91ZM101 16V15H100ZM99 16V17H100ZM148 16V15H147ZM65 16H63L62 18L64 19V21H67L65 18H64ZM82 18H83V16H81ZM146 17V16H145ZM165 17H166V15H165ZM178 17V16H177ZM3 18V17H2ZM16 18V19H17ZM23 18V17H22ZM21 18V19H22ZM29 18V19H28ZM61 18V19H62ZM69 18V17H68ZM72 18V17H71ZM79 19H80V17H78ZM97 19H99L98 18V15H97V17H96ZM95 18V19H96ZM129 18V17H128ZM155 18V17H154ZM181 18V17H180ZM180 18H179V20H180ZM47 20V21H45V20ZM54 19V20H55ZM60 18H59V20H61ZM94 19V20H95ZM134 19V18H133ZM38 20H39V22H38ZM54 20L52 21V23H54ZM55 20V21H56ZM85 21H87V20H89V19H84ZM104 20L105 19H103L102 18V21H103V23H105L104 22ZM125 20V19H124ZM127 20V19H126ZM142 20V19H141ZM33 21H35L34 19H33ZM50 21V22H51ZM81 21L83 22V19H81ZM84 21V23H86ZM98 21V20H97ZM102 21L100 20V24L101 25H104V24H102ZM128 21V20H127ZM31 22V23H30ZM41 22V23H40ZM50 22H49V24H50ZM63 21L61 20V24H60V21L59 22H56V29H53V28H55V27H53L52 28V26L51 25H49V26H51V28L53 29H50V30H52L51 31V34L52 35H49L48 36V38L49 37H54V35H55V33H57L56 35L58 36V34H59V32H57L59 29V27H60V29H62V28H64V26H62L61 27V25L64 23H62ZM67 22H69V21H67ZM107 22V25H109L110 26V24H111V22H110V24L108 23V21H106ZM132 22V21H131ZM16 23H18L17 21H16ZM20 23V22H19ZM35 23V22H34ZM46 23V24H45ZM66 23V22H65ZM74 23V22H73ZM121 23V22H120ZM153 24H154V22H152ZM23 24V23H22ZM29 24H31L30 26H29ZM75 24H77V23H75ZM118 24V23H117ZM134 24H135V22H134ZM152 24V25H153ZM47 25V26H48ZM59 25V26H58ZM85 26H87V24H84ZM88 25H89V23H88ZM107 25H105V27L107 26ZM142 25V24H141ZM151 25V26H152ZM22 26V25H21ZM54 26V25H53ZM67 26V25H66ZM66 26H65V28H66ZM133 26V25H132ZM135 26H136V24H135ZM157 26V25H156ZM38 27V26H37ZM90 27V26H89ZM88 27V28H89ZM119 27V26H118ZM117 27V28H118ZM123 27V26H122ZM121 27V28H122ZM134 27V26H133ZM262 27V26H261ZM46 28V27H45ZM44 28V29H45ZM50 28V27H49ZM88 28H85L86 30H90V29H88ZM99 28V27H98ZM101 29H103L104 27H100ZM116 28V29H117ZM120 28V27H119ZM118 28V29H119ZM135 28V27H134ZM133 28V29H134ZM31 29V30H30ZM40 29V28H39ZM101 29H100V31H101ZM138 29V27L136 28V31H135V33L138 31L137 30ZM261 29V28H260ZM4 30H6V29H4ZM27 30V31H26ZM32 30H35V32L34 31H32ZM49 30V31H50ZM64 30V29H63ZM103 30H105V28L103 29ZM102 30V33L104 32ZM15 31H16V33H15ZM17 31H19V32H17ZM26 31V32H25ZM47 31H48V29H47ZM54 31H56V32H54ZM60 31V30H59ZM125 31H126V29H125ZM22 32V33H21ZM31 32L33 33V35L31 34ZM63 32V31H62ZM61 32V33H62ZM87 32V31H86ZM90 32V31H89ZM122 32L123 31H121L120 33L122 34ZM131 32H133L134 33V31H131ZM262 32H264V28H262ZM261 32V33H262ZM6 33V35L8 34L7 33V31L5 32ZM13 33V34H12ZM18 33H20L23 37L27 34V36H25L24 38L25 39H23L22 37V39L20 38V34H18ZM25 33V34H24ZM29 33L33 36V38H32V36H30L29 35ZM35 33V34H34ZM102 33H101V35H102ZM110 33V32H109ZM119 33V34H120ZM142 33V32H141ZM140 33V34H141ZM145 33V32H144ZM259 33V32H258ZM260 33V34H261ZM24 34V35H23ZM46 34V33H45ZM44 34V35H45ZM47 34H48V32H47ZM64 34V33H63ZM106 34H108V33H106ZM112 35V37L114 36L113 34L114 33H111ZM117 34V33H116ZM28 35H29V37H28ZM37 36L38 38H35L34 36ZM61 35V34H60ZM59 35V36H60ZM67 35V34H66ZM79 35V34H78ZM86 35H88V33L86 34ZM98 35H100V34H98ZM97 35V36H98ZM131 35H133L132 33H131ZM142 35V34H141ZM259 35V34H258ZM257 35V36H258ZM57 36H55V39L57 38ZM62 36V35H61ZM104 36L105 35H103V37L100 39V40H102L103 38H104ZM107 36V35H106ZM109 36V35H108ZM107 36V37H108ZM145 36V38H146V35H144ZM260 36H262V35H259V38L261 39L262 37H264V36H262V37H260ZM3 37H5L4 35H3ZM26 37H28V39L26 38ZM100 37V36H99ZM107 37H105L104 39V41L105 42H107L106 40L108 39ZM116 37V36H115ZM127 37V36H126ZM36 40H38L39 42H40V46H38V44H39V42H37V41H35V39ZM43 38H44V41L46 40V37L44 36V37H42L41 39H42V43L44 42L43 41ZM59 38V37H58ZM107 38V39H106ZM114 38V37H113ZM143 38V37H142ZM256 38V37H255ZM259 38H257V39H259ZM12 39V40H11ZM29 39H32L31 41L29 40ZM34 39V40H33ZM78 39V38H77ZM82 39H84V38H82ZM110 40H111V37L109 38ZM118 39V38H117ZM117 39L115 40V38H114V42L115 43H117ZM126 39V38H125ZM128 39H129V37H128ZM134 39V38H133ZM257 39H255V40H257ZM259 39V40H260ZM13 40H14V43H13ZM25 41V43H24V41ZM29 41V42H26V41ZM49 40V39H48ZM53 39H51V40H49V42H51ZM57 40V39H56ZM55 40V41H56ZM59 40V39H58ZM57 40V41H58ZM60 40H61V37H60ZM79 40V39H78ZM110 40H108V41H110ZM120 40V39H119ZM118 40V41H119ZM123 40V39H122ZM136 40V39H135ZM5 41V42H4ZM22 41H23V44H22ZM35 41V42H34ZM47 41V40H46ZM54 41V40H53ZM70 41H73V39L71 40L70 39ZM103 41V40H102ZM121 41V40H120ZM130 41V40H129ZM148 41V40H147ZM21 42V43H20ZM37 42V45L35 44ZM48 42V41H47ZM59 42V41H58ZM84 42V41H83ZM123 42H124V40H123ZM134 42H136V41H134ZM142 42V41H141ZM261 42V41H260ZM260 42H257V46H264V45H262ZM55 43H57V42H55ZM78 43V42H77ZM85 43V42H84ZM89 43L91 44V42L89 41ZM89 43H86V44H89ZM115 43H113L114 44V46H115ZM147 43V42H146ZM242 43V42H241ZM255 43V45H256V41L254 42ZM258 43H260V44H258ZM262 43H264V42H262ZM4 44H6V46L4 45ZM14 44L17 46V49H18V47H19V49L18 50H15L14 49V47L16 48V46H14ZM20 44V45H19ZM43 44H46V43H43ZM53 44H54V42H53ZM52 44V45H53ZM57 44H59V43H57ZM79 44H80V41H79ZM92 44H94L93 42H92ZM102 44H104L103 42H102ZM239 45H240V42L238 43ZM3 45L5 46V47H3ZM29 45V46H30ZM94 45H96V44H94ZM93 45V46H94ZM117 45H119L118 46V49H119V47L121 46L120 44H116V48H117ZM125 45V42H124V44H122V46H124ZM130 45V44H129ZM187 45V44H186ZM243 46H239L238 48H239V50H241V51H243V53H244V51L246 50H243L245 47H247V49L249 48V47H251V46H248V45H244V43L242 44ZM253 45V44H252ZM25 46V48H26V45H24ZM61 46V45H60ZM65 46V45H64ZM69 46V45H68ZM81 46V45H80ZM98 46V45H97ZM101 46V45H100ZM245 46V47H244ZM7 48L6 50L5 49H1V48ZM31 46H30V48H32ZM45 47H46V45H45ZM51 47V46H50ZM56 48H57V46H55ZM63 47V46H62ZM70 47V46H69ZM99 47V46H98ZM127 47V46H126ZM126 47H125V49H126ZM174 47L175 46H173V49H174ZM190 48H191V46H189ZM237 47V46H236ZM242 47V48H241ZM253 47H255L254 45H253ZM30 48H27V49H25V50H29V52L31 51H33L34 50V47L32 48V50L30 49ZM47 48H49L48 46H47ZM56 48H54V49H56ZM122 50H123V48L122 47H120ZM13 49L15 50L14 52H13ZM41 49L42 48H40V51H41ZM58 50H60L61 51V49L60 48H57ZM64 48H62V50H63ZM91 49L93 50V47L91 48L90 47V49L88 48V50H89V52L91 51ZM120 49V50H121ZM172 49V50H173ZM176 49V48H175ZM250 49H252L253 50V48H249L248 49V51H250V52H252V50H250ZM255 49V48H254ZM257 49V48H256ZM260 49V48H259ZM10 50V54H9V51ZM43 50H45V49H43ZM42 50V52L43 53H45V55L47 54V51L46 52H44ZM53 50V51H52ZM79 50V49H78ZM87 50V49H86ZM87 50V51H88ZM117 50V49H116ZM1 51H3L4 52V54L1 52ZM17 51V52H16ZM60 51H59V53H60ZM170 50H168L167 51V53H166V55H170L172 52H169ZM247 51V50H246ZM245 51V52H246ZM259 51V50H258ZM257 50H255V52H258ZM8 52V53H7ZM16 52V53H15ZM19 52V53H18ZM27 53V51L26 52H24V55H22V59H24V60H27V58H26V56L28 57V59H29V56L31 57V53ZM54 52V53H53ZM62 52V51H61ZM66 52V51H65ZM93 52V51H92ZM109 52V51H108ZM240 52V51H239ZM14 53H15V56H14ZM37 53V52H36ZM41 53V52H40ZM40 53L38 52L37 53V55H39L40 56ZM43 53H41L42 55H44ZM58 53V54H59ZM70 53V52H69ZM75 53V52H74ZM138 53V52H137ZM170 53V54H169ZM253 53V52H252ZM5 54H6V56H5ZM17 54V55H16ZM27 54H30V55H27ZM111 54V53H110ZM253 54H255V53H253ZM4 55V56H3ZM10 55H13V57H14V60H13V57L12 56H10ZM61 56L63 55V54H60ZM11 58H10V57ZM25 58H24V57ZM47 56V55H46ZM55 56V55H54ZM110 56H112V55H110ZM171 56V55H170ZM169 56V57H170ZM4 57V58H3ZM6 57L8 58V59H10L9 61H8V63H7V66L6 65H4L3 64V62H2V60L1 59H6ZM36 57H34L35 59H37L38 60V58H36ZM61 58V62H60V58ZM63 57V56H62ZM67 57V56H66ZM65 57V58H66ZM172 57V56H171ZM171 57L169 58V59H171ZM87 58H88V56H87ZM168 58V57H167ZM23 60V61H24ZM36 60V61H37ZM117 60V59H116ZM168 60V59H167ZM97 61V60H96ZM197 61H199V62H201V64H202V61H200V60H197ZM38 62V61H37ZM47 62V63H46ZM69 62V61H68ZM77 62V61H76ZM79 62V61H78ZM46 63V64H45ZM50 63V62H49ZM54 64H55V66H54ZM72 64V63H71ZM99 64V63H98ZM198 64V63H197ZM1 65H3V66H1ZM23 65V63L21 62V66ZM100 65V64H99ZM199 65V64H198ZM2 67V68H1ZM4 67H6V69L9 71H6V69H4ZM96 67V66H95ZM202 67H203V65H202ZM58 68H60V67H58ZM2 69L5 71H3V75H2ZM25 69V70H24ZM42 69V68H41ZM61 69V68H60ZM67 69H68V67H67ZM67 69H66V71H67ZM45 69L43 68V70L42 71H44ZM44 71V72H46L47 73V71ZM30 72L32 73L33 72V74L31 75L30 74ZM43 72V73H44ZM60 72H61V70H60ZM7 73V74H6ZM46 73H44L45 75H46ZM48 73V74H49ZM62 74H63V72H61ZM75 73V72H74ZM30 74V75H29ZM43 74V76H45ZM47 74V75H48ZM49 74V75H50ZM72 74H73V72H72ZM84 74V73H83ZM83 74H81V76H83ZM64 75V74H63ZM66 75V74H65ZM75 75V74H74ZM62 76V75H61ZM76 76V75H75ZM2 77H5L4 79H6L7 80V82H9V84L11 83V82H13V83H15V86L17 87V88H20L19 89V91L21 90V88H22V90H21V92L22 93H24V94H26V93H31V89H32V91L34 90V88L32 87L31 88V86L32 85H39L38 87H39V89H41L42 90V87H43V89H44V91H38V89L36 88L34 91H35V94L33 93V95H37V98H40V101L43 103H45V105L43 106L41 103H40V101L38 102V103H40V109L38 110V111H35L36 109H32V108H34V107H32V108H30V109H32V112H31V110L30 111H27V110H29V108L28 107H30L29 105L27 106V104L26 105H24L25 103H23V105H22V103H21V106H20V103H18L17 101L19 100L18 98H14V96H15V94H13V95H11L9 92H10V90H11V92H14L15 91V89H16V87H15V89L14 88H12L11 89V87H3V82H5L6 80H4L3 81V78ZM72 77V76H71ZM77 77V76H76ZM79 77V76H78ZM74 78V77H73ZM82 78V77H81ZM37 79H42L41 80V82L43 83H41L40 84V80L38 81ZM59 79V78H58ZM66 79V78H65ZM89 79V78H88ZM38 81V83L36 84L34 81ZM75 80V79H74ZM92 80V79H91ZM3 81V82H2ZM59 81V80H58ZM58 81H55V82H58ZM76 81V80H75ZM93 81V80H92ZM47 82H49V83H47ZM52 82V84H50ZM64 82V81H63ZM80 82V81H79ZM33 83H35V84H33ZM46 83H47V85H46ZM69 83V82H68ZM67 83V84H68ZM71 84H72V82H70ZM74 83V82H73ZM70 84V85H71ZM78 84V83H77ZM76 84V85H77ZM40 85H42L41 86V88H40ZM46 85V86H45ZM65 86H67V85H65ZM73 86H74V84H73ZM26 87H28V88H31L30 90H28V91H26V93H25V90H24V88H26ZM36 87V86H35ZM69 87V86H68ZM72 87V86H71ZM4 88V89H3ZM5 88L6 89H8V90H6V91H9V92H7V93H9L8 95H7V93H4V94H6V95H3L2 94V91L3 90H5ZM10 88V89H9ZM65 88V87H64ZM75 88V87H74ZM13 90V91H12ZM27 90V89H26ZM5 91V92H6ZM18 91V90H17ZM17 91H15L16 92V94L17 93H19V91L17 92ZM24 91V92H23ZM33 91V92H34ZM36 91L38 92V93H36ZM78 91V90H77ZM39 92H41L40 93V95H39ZM61 92H63V94L61 93ZM70 92V91H69ZM28 93V94H29ZM73 93V92H72ZM20 94V93H19ZM18 94V95H19ZM70 94V93H69ZM68 94V95H69ZM74 94V93H73ZM21 95H23V94H21ZM20 95V96H21ZM39 95V96H38ZM201 95H204V93H202L201 92ZM3 96V97H2ZM5 96H7V98H4ZM10 96V97H9ZM19 96V97H20ZM26 96H27V94H26ZM29 97H30V95H28ZM23 96H21V98H22ZM64 97H66V95L64 96ZM13 98L15 99V100H13ZM25 98V97H24ZM27 98V97H26ZM25 98V99H26ZM32 97H30L29 99L30 100H32L31 99ZM68 98V97H67ZM69 98H71V97H69ZM3 99L5 100L4 102H3ZM11 99V100H10ZM16 99H17V101H16ZM23 99V98H22ZM29 99H26V100H29ZM65 99V100H64ZM74 100V99H73ZM79 100V99H78ZM8 101H11V103L9 102L8 103V106H7V102ZM12 101H13V104H12ZM20 101H22L21 99H20ZM34 101V100H33ZM32 101V102H33ZM69 101V100H68ZM186 103L184 102V103H182V104H184V105H186V104H188L189 103V101H192V99L191 98H187L186 99ZM22 102H24V101H22ZM31 102V103H32ZM62 102H63V104H62ZM193 102V101H192ZM195 102V101H194ZM3 103H4V105H3ZM19 104V105H18ZM34 104V103H33ZM11 105H13V107L16 109V108H18L19 106L20 107H24V106H27V107H25V108H23L22 107V110H24V113H23V116L22 115H20L19 113V110L21 111V113H22V110H21V108L18 110V109H14V108H12L11 107ZM15 105V106H14ZM38 105V104H37ZM36 105V106H37ZM67 105V104H66ZM69 105V104H68ZM67 105V106H68ZM16 106H18V107H16ZM35 106V105H34ZM194 106V104H190V106H189V108L191 109V110H193L194 108H191V107H193ZM4 107H6V108H4ZM11 107V108H10ZM44 107H46V109L44 108ZM59 107H62L63 109V111L61 110V108H59ZM69 107H70V105H69ZM186 107V106H185ZM185 107L183 106V108H182V110H183V112L184 111H186L188 108L186 107V110H185ZM4 108V109H3ZM10 108V109H9ZM39 108V107H38ZM60 109L59 111L60 112H58V109ZM74 108V107H73ZM11 109L13 110L12 112L15 114L16 113V115H13V113L11 114V115H13V117H11L10 116V111H11ZM54 109H56L57 111H55ZM189 109V110H190ZM16 111H18V112H16ZM67 111V110H66ZM193 111H194V113H193ZM193 111H189L190 113H192L191 115H193V114H195V110H193ZM47 112H45V113H47ZM74 112V111H73ZM77 112V108H76V111L74 112V113H76ZM29 113V114H28ZM24 114H26L25 116H24ZM44 114V112H42V114L40 113V115L42 116V117H40V115L38 114V115H36V116H38L39 118H44L43 115ZM55 115L56 117H54V116H51V115ZM29 117H28V116ZM72 115H73V113H72ZM76 115V114H75ZM189 115V114H188ZM19 116V118L17 119L16 117H18ZM22 116V117H21ZM32 116H34V117H32ZM68 116V115H67ZM190 116V115H189ZM188 116V117H189ZM193 116H195V115H193ZM21 117V118H20ZM23 117L25 118V120L23 119ZM27 117H28V119H27ZM73 117V116H72ZM197 117V116H196ZM195 117V118H196ZM58 118V119H57ZM68 118V117H67ZM19 119H21V120H19ZM27 119V120H26ZM38 118L37 117H35V120H37ZM46 119V118H45ZM48 119V118H47ZM62 119H63V117H62ZM29 120H31L30 121V123H29ZM34 120V119H33ZM34 120V122H36ZM55 120V121H56ZM21 121L23 122V123H21ZM27 121H28V123L29 124H27ZM38 121H40V119L38 120ZM42 121V120H41ZM44 121V120H43ZM61 121H63V120H60V123H61ZM52 122V121H51ZM207 122V121H206ZM209 122V121H208ZM12 123V124H11ZM37 123H39V122H37ZM54 123V122H53ZM58 123V122H57ZM92 123V122H91ZM215 123V122H214ZM218 124H217V126L214 124V128H215V130L213 129V134L214 135H216V136H218L219 138H222L223 140H225V141H229V136L227 135V134H225V132H224V127L226 126V122L224 121V120H219L218 122H217ZM41 124V123H40ZM46 124V123H45ZM62 124V123H61ZM209 124H210V122H209ZM12 125L13 126H15V127H13L12 128ZM32 125H33V122H32ZM43 125V124H42ZM91 125V124H90ZM213 125V124H212ZM54 126H56V125H54ZM60 127H61V125H59ZM59 126H57L58 128H60ZM28 127H30V125L28 126ZM39 127H40V125H39ZM38 127V129H40L41 130V128H43V127H41V128H39ZM47 126H45L43 129L44 130H41V131H45ZM18 128V129H17ZM24 128V129H25ZM54 128V127H53ZM57 128V129H58ZM63 128V127H62ZM93 128V127H92ZM211 128V127H210ZM19 129H21L20 131H19ZM31 129V128H30ZM61 129V128H60ZM73 129V128H72ZM33 129H31V131H32ZM35 130V129H34ZM33 130V131H34ZM37 130V129H36ZM48 130H49V128H48ZM47 130V131H48ZM59 130V129H58ZM57 130V131H58ZM75 130V129H74ZM91 130V129H90ZM207 130V129H206ZM22 131V132H21ZM46 131V132H47ZM56 131V130H55ZM73 131V130H72ZM80 131H81V129H80ZM38 132V134H40L39 133V131H37ZM36 132V133H37ZM75 132V131H74ZM208 132V131H207ZM210 132H211V130H210ZM32 133H34L35 134V132H32ZM54 133L56 134V132H53V135H54ZM77 133V132H76ZM208 134V133H207ZM52 137V136H51ZM42 138V137H41ZM58 138H61V140H63L62 138H64V137H58ZM57 137H56V140H57V144H59L60 143V145H62V150L64 151V144L63 143H61V140L60 139H58ZM20 139V140H19ZM72 138H70V140H71ZM74 139V138H73ZM47 140V139H46ZM60 142H59V141ZM69 140V141H70ZM18 141V142H17ZM21 141H22V143H21ZM56 142L55 140H54V138H52V140H51V142L52 143H54V142ZM81 141V140H80ZM22 144L23 146H17L18 144ZM51 142H49V143H51ZM63 142V141H62ZM79 142V141H78ZM51 143V145H52V147H53V144ZM17 144V145H16ZM56 144V145H57ZM75 144H73V146H74ZM36 146H38V145H36ZM69 146V145H68ZM21 147H23L22 149V151H23V154H22V151L20 152V151H18V149L19 150H21ZM34 147V148H33ZM57 147H58V145H57ZM49 148H51V147H49ZM59 148H61V147H59ZM57 149L56 148V150H60L59 152H62V150L61 149ZM72 148V147H71ZM262 149H261V153H260V157H259V159L257 160V162L256 163H258V164H255L256 166L257 165H259V170H258V173H257V175H256V179L253 181V182H251L250 183V185H249V187L248 188H245V189H243V188H236V190H235V192L234 193H232L231 192V190H229L228 192L229 193H231L232 194V197H233V199L235 200V202H239V209L237 210V212H233V216H232V214H231V216H228V218H231V217H234L235 219H237L236 217H241V219L243 218V216L246 214V208H245V206H247V204H249V206H252L253 207V205H257V207H258V210H259V212H261V213H264V146H262L261 147ZM76 149V148H75ZM74 150V149H73ZM47 152V151H46ZM65 152V151H64ZM70 152V151H69ZM21 154V156L20 155H18V154ZM63 153V152H62ZM74 153V152H73ZM72 153V154H73ZM87 153V152H86ZM101 153H103V152H101ZM108 153V152H107ZM111 153V152H110ZM48 154V153H47ZM46 154V155H47ZM58 154V153H57ZM56 154V155H57ZM64 154V153H63ZM70 154V153H69ZM75 154V153H74ZM85 153H83V155H84ZM22 155H23V157H22ZM59 155V154H58ZM101 155V154H100ZM109 155V154H108ZM107 155V156H108ZM112 155V154H111ZM19 156L20 157H22L21 159L19 158ZM45 156V155H44ZM69 156H71V155H69ZM76 156V155H75ZM80 156V155H79ZM79 156H76V157H79ZM87 156V155H86ZM113 156V155H112ZM90 157H91V155H90ZM96 157H97V155H96ZM115 157V156H114ZM44 158V157H43ZM51 158H52V160H53V164L57 167L56 168V171L55 172H59L60 174L58 175V176H56V175H54V177H52L53 176V174L51 175V173H50V168H49V164H50V161H51V163H52V160H51ZM118 159H119V157H117ZM108 159V158H107ZM18 160H19V162H18ZM23 160V161H22ZM61 160V161H60ZM73 160V159H72ZM77 160V159H76ZM84 161H85V159H83ZM105 160V159H104ZM20 161H22L23 163H21ZM71 161V160H70ZM81 161V160H80ZM100 161V160H99ZM106 161V160H105ZM73 163V162H72ZM77 163V162H76ZM97 163H99V162H97ZM102 163V162H101ZM245 163V162H244ZM53 164H51V165H53ZM78 164V163H77ZM85 164V163H84ZM83 164V165H84ZM96 164V163H95ZM128 164V163H127ZM234 164H236V163H234ZM239 164V163H238ZM238 164H237V168L240 166H238ZM54 165H53V167H54ZM70 165V164H69ZM76 165V164H75ZM130 164H128V166H129ZM137 165V164H136ZM242 165V164H241ZM80 166V165H79ZM217 166V163H213L212 161H210V160H208L206 163H204L203 164V172H211L212 171V169L214 168V167H216ZM229 166H230V169L232 168V166H231V164H229L228 166H226V170H227V172H229L230 171V169H229ZM261 166V167H260ZM69 167V166H68ZM88 167V166H87ZM94 167V166H93ZM100 167H101V165H100ZM242 167V166H241ZM69 168H67L66 170H68ZM71 169V168H70ZM202 169V168H201ZM83 170V169H82ZM94 170V169H93ZM224 170H225V168H224ZM72 171V170H71ZM71 171H70V173H71ZM84 171H86V170H84ZM191 171V170H190ZM190 171H187L186 173H185V176H190L189 174H191V172ZM202 171V170H201ZM203 172H201V173H203ZM225 172V174L227 173L226 171H224ZM77 172H75V174H76ZM87 173V172H86ZM95 173H97V172H95ZM94 173V174H95ZM119 173V172H118ZM184 173V172H183ZM187 173H188V175H187ZM201 173H200V175H201ZM90 174H91V172H90ZM104 174V173H103ZM205 174H207V173H205ZM204 173H203V175H197L198 176V178L195 176V178H197L198 180L196 181L197 183L199 182V180L201 181V180H203L204 182L206 181V180H204L205 179V175ZM66 175V174H65ZM64 175V176H65ZM77 175V174H76ZM98 175V174H97ZM205 175V176H204ZM95 176H96V174H95ZM194 175H192V177H193ZM199 176L202 178V176L204 177V179L202 178H199ZM57 177V178H56ZM67 177V176H66ZM99 177V176H98ZM97 177V178H98ZM106 177V176H105ZM148 177V176H147ZM88 178V177H87ZM60 179H62V177L60 178ZM74 179V178H73ZM110 179V178H109ZM138 179V178H137ZM136 179V180H137ZM104 180V179H103ZM103 180H102V182H103ZM141 181H139V179L137 180V182L139 181V182H142V179H140ZM144 180V179H143ZM62 181V183L59 185L60 187L62 186L63 187V180H61ZM60 181V182H61ZM81 181V180H80ZM79 181V182H80ZM106 181V180H105ZM104 181V182H105ZM202 181V182H203ZM100 182V181H99ZM98 182V183H99ZM138 182V186H140V185H142L143 184V186H145L146 185V181H145V184H144V182H142V184H140ZM169 180L168 179H165V178H163V177H159V182H158V184L155 186V189H154V191L152 192V194H153V196H155V197H160L161 195H163V193H164V190L167 192V190H166V188H168L167 187V185L169 184ZM182 182V181H181ZM180 182V183H181ZM111 183V182H110ZM134 183H136L135 181H134ZM199 183H201V182H199ZM56 184V185H55ZM79 184V183H78ZM101 184V183H100ZM119 184V183H118ZM126 184V183H125ZM202 184H204V183H202ZM52 185V186H53ZM94 185V184H93ZM135 185V184H134ZM196 185V184H195ZM59 186L57 185V189H59ZM101 186V185H100ZM138 186H136V188L138 187ZM198 187L199 186H202V185H197ZM61 187V188H62ZM82 187H84V185L82 186ZM111 187V186H110ZM134 187V186H133ZM198 187L197 188H195L196 189V191H198L199 189H198ZM92 188H94V187H92ZM104 188V187H103ZM135 188V187H134ZM135 188V189H136ZM139 188V187H138ZM200 188V187H199ZM231 188V187H230ZM232 188H234L233 186H232ZM71 189V188H70ZM88 189V188H87ZM95 189H97V188H95ZM140 189V188H139ZM201 189H203V191L205 190L203 187L201 188ZM54 190H55V188H54ZM63 190V189H62ZM92 190V189H91ZM233 190V189H232ZM60 191V190H59ZM78 191V190H77ZM136 191H137V189H136ZM140 190H138V192H139ZM201 192H196L197 193V195H196V193H195V191H194V193L193 192H191L190 194L192 195H190L189 194V196L187 195V197H184L182 200V202H184V203H182L181 202V205H182V207L183 206H185V199H186V201H191L192 199H190L189 197L191 196V198H193L194 196V194H195V196H197V198H199L200 199V197L201 196H199V194L198 193H203V191L202 190H200ZM51 192V191H50ZM73 192V191H72ZM71 192V193H72ZM59 193V192H58ZM64 193V192H63ZM62 193V196L64 195ZM70 193V192H69ZM141 193H145V191H142ZM193 193V194H192ZM236 193H237V198H238V200L237 199H235L236 197H235V195H236ZM66 194V193H65ZM68 194V193H67ZM66 194V195H67ZM235 194V195H234ZM52 195V194H51ZM61 195V194H60ZM66 195H64V196H66ZM145 195V194H144ZM201 195V194H200ZM230 195V194H229ZM56 196V195H55ZM199 196V197H198ZM71 197V196H70ZM77 197V196H76ZM36 199V201L38 200V202H36L34 199ZM50 198H52V196H50ZM60 198V197H59ZM95 198V197H94ZM115 198V197H114ZM189 198V199H188ZM197 198H193V200L192 201H194V200H197V202H198V199ZM228 198V197H227ZM47 199V198H46ZM57 199V198H56ZM61 199V198H60ZM65 199H66V197H65ZM202 199H205V198H202L201 197V199L200 200H202ZM252 199V200H251ZM53 200H55L54 198H53ZM68 200H70L69 198H68ZM86 200V199H85ZM246 200V201H245ZM250 200H251V203H249L250 202ZM45 201H47V204H46V202ZM202 201H204V202H202ZM202 201H200L203 205H205L206 203L207 204H209V202H207V200H202ZM206 201V202H205ZM244 201V202H243ZM254 201V204L253 205H250V204H252V202ZM32 202H36V204H38L39 203V205L41 206H37L39 209H40V212L37 214L38 215V218L37 217H35V219L33 220V218L32 217H30V215H29V213L31 212L30 211V207H31V205H32ZM55 202V201H54ZM103 202V201H102ZM197 202H191V203H186L187 205H186V207H185V209L187 208V209H190V210H192L193 209V203H196L197 204ZM246 202H248V203H246ZM115 203H116V201H115ZM246 205H245V204ZM36 204H35V208H36ZM60 204V203H59ZM65 204V203H64ZM78 204V203H77ZM80 204V203H79ZM109 204V203H108ZM119 204V203H118ZM117 204V205H118ZM179 204H180V202H179ZM198 204H200L199 202H198ZM201 204V205H202ZM206 204V205H207ZM61 205V204H60ZM99 205V204H98ZM110 205V204H109ZM205 205V206H206ZM63 206V205H62ZM83 206V205H82ZM123 206V205H122ZM33 207H34V204H33V206H32V209H33ZM45 207H46V209H45ZM56 207V206H55ZM81 206H79V208H80ZM99 207V206H98ZM120 207H121V204H120ZM206 207H208L209 208V206L207 205ZM245 208V209H244ZM56 209H57V207H56ZM59 209V208H58ZM124 209V208H123ZM55 210V209H54ZM54 210L52 211V212H54ZM62 210V209H61ZM95 210V209H94ZM108 210V209H107ZM58 211L59 210H57L56 212H57V214H58ZM246 211V212H245ZM56 212H54V214H56ZM93 212L94 211H92V214H93ZM192 212V211H191ZM231 212V211H230ZM60 213V212H59ZM78 213V212H77ZM77 213H74V214H77ZM96 213V212H95ZM120 213H121V211H120ZM123 213V212H122ZM260 213V214H261ZM51 214H53V213H51ZM56 214V215H57ZM66 214V213H65ZM71 214V213H70ZM99 214V213H98ZM113 214V213H112ZM115 214H116V212H115ZM72 215V214H71ZM78 215V214H77ZM77 215H75V217L77 216ZM109 215V214H108ZM114 215V214H113ZM124 215H125V213H124ZM234 215H236V217L234 216ZM49 216V217H48ZM67 216L68 215H66V217L65 218H67ZM81 216H83L84 217V219L86 218L84 215H81ZM91 216V215H90ZM118 216V215H117ZM245 216H247V215H245ZM78 217H79V215H78ZM78 217H76V220H75V222L74 223H76L77 221L79 222H77L76 223V225L77 224H79L80 225V221L83 223V225H82V223H81V225H80V227L79 228H82L85 224H87L86 226H84L83 228H84V230L83 231H85L86 230V227L88 226V223H85V221L84 220H80V219H78L77 220V218ZM93 217V216H92ZM112 217V216H111ZM113 217H115L116 218V216H113ZM205 217V216H204ZM203 217V218H204ZM52 218H54L55 219V217L54 216H52L51 217V219ZM81 218V217H80ZM128 218V217H127ZM200 218V217H199ZM198 218V219H199ZM203 218H201L202 220H203ZM206 218V217H205ZM37 219V220H36ZM50 219V220H51ZM68 219V218H67ZM66 219V220H67ZM82 219V218H81ZM103 219V218H102ZM197 219V221H196V223H194L193 224V226H191V228L190 229H188L186 232H184V233H182V235L179 237V238H177V239H175V238H172V237H166L165 235H164V233H163V230H160V229H158L157 231H156V229L155 230H153L152 231V233H151V235H149V237L147 238V241L149 242V240L150 241H152V238L151 239H149L150 237H153V239L155 238L156 240H153V241H156V243L157 244H159V243H162V245L159 247L160 249H162L164 252H170L173 248H175V246L177 247H179L180 248V246L179 245H182V244H187V245H189L188 243H190L191 244V242H190V240H191V236L193 235V233L195 232V227L197 226V225H199L198 224V222L199 221H201V219L200 220H198ZM234 219V220H235ZM63 220V219H62ZM86 220V219H85ZM90 220V219H89ZM234 220H233V222H234ZM239 220V219H238ZM243 220V222L246 220V218H245V220H244V218L242 219ZM242 220H240V222L242 221ZM52 221H53V219H52ZM84 221V222H83ZM91 221V220H90ZM93 221V220H92ZM91 221V222H92ZM249 221V220H248ZM67 222H70L69 220L67 221ZM73 222V221H72ZM109 222V221H108ZM127 222V221H126ZM205 222V221H204ZM56 223H58V224H60V222H59V220L56 222ZM73 223V225H75ZM113 222L111 221V223H109V224H112ZM119 223V222H118ZM167 224H166V226L165 227H169L170 228V226L171 225H176L175 223H173V222H166ZM200 223V226L202 225V224H204L203 223V221L202 222H199ZM202 223V224H201ZM54 224V223H53ZM62 224V223H61ZM93 224H94V222H93ZM233 224L234 223H232V221H228V224H227V226L229 227V226H231V228H232V226H233ZM237 224V223H236ZM235 224V225H236ZM243 224H245V223H243ZM70 225V224H69ZM78 225V226H79ZM114 225V224H113ZM117 225V224H116ZM33 226V227H32ZM56 226H57V224H56ZM63 226V225H62ZM90 226H92V224L90 225ZM245 226V225H244ZM32 227V228H31ZM38 227V228H37ZM46 227V228H45ZM99 227V226H98ZM31 228V229H30ZM60 228V227H59ZM63 228V227H62ZM62 228H60V229H62ZM73 228V227H72ZM92 228V227H91ZM90 228V229H91ZM108 228V227H107ZM106 228V229H107ZM120 228V227H119ZM118 228V229H119ZM172 228V227H171ZM225 228V227H224ZM241 228V227H240ZM27 231H26V230ZM41 229H44V230H41ZM60 229H58V230H60ZM89 229V227H87V230ZM118 229H116V231L118 232ZM226 229H227V231H229L228 230V228L226 227ZM32 230V231H31ZM36 232H35V231ZM63 230V229H62ZM92 230V229H91ZM109 230H111V228L109 229L108 228V230H103V233L105 232H107V231H109ZM225 230V229H224ZM239 230V229H238ZM26 231V232H25ZM30 233H29V232ZM47 231V232H46ZM124 231V230H123ZM197 231V230H196ZM222 231H223V229H222ZM226 231V230H225ZM237 233H239L238 231H237V229L235 230ZM241 231V230H240ZM24 233V235H23V233ZM40 232V233H39ZM41 232H42V234H41ZM45 232H46V234H45ZM65 232V231H64ZM97 232H99V231H97ZM125 232H127L126 230L124 231V232H122V230H121V232H119V233H121V235H122V233L124 234V236L126 237L128 234H126ZM155 232V233H154ZM215 232V231H214ZM33 233V234H32ZM35 233V234H34ZM38 233V234H37ZM68 233V232H67ZM73 233V232H72ZM91 233V232H90ZM96 232H93V234H95ZM104 233V234H105ZM111 234V231L110 232H107L106 234H105V237L106 238H108V240L110 239L109 238V235ZM116 233V232H115ZM114 233V234H115ZM118 233V235L119 236H121L120 234ZM226 233V232H225ZM236 233V234H237ZM25 234H27L26 236H25ZM30 234H31V236H34L35 235V237L34 238H32L31 236H30ZM98 234V233H97ZM97 234L96 235H93V236H97ZM102 234V233H101ZM104 234H102V235H100V237H104ZM126 234V235H125ZM220 234V233H219ZM222 234H223V232H222ZM222 234H220V235H222ZM39 235H41V237L39 236ZM43 235V236H42ZM44 235H47V236H44ZM136 235H138V234H136ZM139 235H140V233H139ZM138 235V236H139ZM153 235V236H152ZM224 235V234H223ZM226 235V234H225ZM228 235H230L229 234V232H228V234H227V236L226 237H228ZM239 235H240V233H239ZM30 236V237H29ZM71 236V235H70ZM129 236H131V235H129ZM129 236H127V237H129ZM154 236H156V237H154ZM231 236V235H230ZM238 236V235H237ZM38 237H40V239H38ZM43 237V238H42ZM45 237V238H44ZM49 237H50V235H49ZM74 237V236H73ZM76 237V236H75ZM105 237H104V239H105ZM114 237H115V235H114ZM123 237V236H122ZM140 238H138V237H136V238H138V239H136L135 240V238H131V239H133L134 241H131L132 242V244H129L130 245V247H132V246H135V245H138V246H136V247H138L139 248V243H140V241L139 240H142L141 238H144V235H143V237H141V235L139 236ZM215 237H217V240L218 239H220V238H218V236H215ZM232 237V236H231ZM31 238V239H30ZM36 238V239H35ZM70 238V237H69ZM117 239H115V240H119L118 242L119 243H122L123 241H124V243H122L123 245L126 243V239L125 238H121L123 241L122 242H120L121 241V239L119 238V237H116ZM119 238V239H118ZM158 238V239H157ZM212 238V237H211ZM229 238V237H228ZM227 238V240L229 241V239H230V241L233 243V242H235L237 239H235V238H233V240H235V241H233V240H231L232 238H229L228 239ZM237 238V237H236ZM29 239L31 240V241H29ZM46 239V240H47ZM75 238H73V240H74ZM96 239V238H95ZM125 239V240H124ZM149 239V240H148ZM214 239V238H213ZM223 239V238H222ZM35 240V241H34ZM39 240V241H38ZM64 240V239H63ZM69 240H72V239H69ZM105 240H107V239H105ZM107 240V241H108ZM139 241V243H138V241ZM157 240H159V241H161V242H158ZM216 240V239H215ZM217 240H216V242H217ZM226 240V239H225ZM40 242V244H41V246L40 245H38L37 243L38 242ZM48 241V240H47ZM74 241H76V239L74 240ZM73 241V242H74ZM79 241V240H78ZM102 241V240H101ZM107 241H104L103 240V242H100L101 243V245H100V243H98V245L96 246V243H95V246L98 248V247H100V246H103L104 247V245H106V244H109ZM115 242V244L116 245H119V243L118 242ZM146 240L145 241H143L144 243L145 242H147ZM222 241H224V239L222 240ZM228 241H226V243L228 242ZM29 242H30V244H29ZM31 242H32V244H31ZM37 242V243H36ZM42 242H43V245H42ZM63 242V241H62ZM61 242V243H62ZM106 242V243H105ZM110 242V241H109ZM133 242H137L136 244L134 243V245H133ZM142 242V241H141ZM215 242V243H216ZM231 242H229V243H227L226 245H228V244H231ZM236 242H238V240L236 241ZM34 243V244H33ZM38 245H36V244ZM48 243V242H47ZM87 243V242H86ZM118 243V244H117ZM127 243H129V241L127 240ZM126 243V244H127ZM155 243V244H156ZM222 243V242H221ZM223 243H225V242H223ZM222 243V244H223ZM80 245L82 244V243H79ZM79 244H78V246H79ZM91 244V243H90ZM103 244V245H102ZM148 244V243H147ZM151 244H153V242L151 243ZM209 244H211V243H209ZM221 244V249H223V247L222 246H224V248H229L228 246L226 247L224 244L222 245ZM235 244V243H234ZM233 244V245H234ZM60 245V244H59ZM62 245V244H61ZM89 245V244H88ZM93 245H94V243H93ZM154 245V244H153ZM152 245V246H153ZM184 245V246H185ZM186 245V246H187ZM232 245V246H233ZM86 246H87V244H86ZM85 246V247H86ZM92 246V245H91ZM107 246V245H106ZM112 246V245H111ZM119 246H121V245H119ZM119 246H117V247H119ZM148 246V245H147ZM151 245H150V248L152 247ZM215 246H217L216 244H215ZM239 246V245H238ZM37 249H36V248ZM55 247H57L56 245H55ZM54 247V248H55ZM82 247H84L83 246V244H82ZM96 247H92L93 249H90V251L92 250H94V248H96ZM114 247H115V245H114ZM113 247V248H114ZM117 247H115V251L117 252V251H119V250H116V248ZM122 247V246H121ZM118 248V249H122V248ZM135 247V248H136ZM143 247V246H142ZM141 247V249H143ZM157 247V246H156ZM189 247V246H188ZM214 247V246H213ZM231 247V246H230ZM10 248H9V251H10ZM38 248H40V249H38ZM96 248V249H97ZM100 248H102V247H100ZM99 248V251H101V249ZM105 249L104 250H106V248H108V246L107 247H104ZM148 249H149V247H147ZM205 248H208V247H205ZM237 248V247H236ZM239 248V247H238ZM3 250L5 249V248H2ZM1 249V250H2ZM45 249V248H44ZM44 249H42V251L44 250ZM47 249V248H46ZM60 248L58 247V250H59ZM85 249V248H84ZM95 249V250H96ZM144 249H146V246H144ZM147 249V250H148ZM153 250H155V248H152ZM152 249H150V250H152ZM157 249V248H156ZM178 249V248H177ZM195 249V248H194ZM199 249V248H198ZM7 249H5V251H6ZM14 250H16V249H14ZM39 250V251H38ZM56 250V249H55ZM60 250H62V249H60ZM80 250H83V248H80ZM87 249H85V251H86ZM94 250V251H95ZM98 250V249H97ZM124 252H126L128 249H122ZM122 250H120L119 252H117L118 254H120V252L122 251ZM180 250V249H179ZM229 250V249H228ZM231 250V249H230ZM233 250V249H232ZM236 250V249H235ZM235 250H233L234 251V253H235ZM42 251H40V252H42ZM53 251V250H52ZM88 251H89V248H88ZM87 251V252H88ZM98 251V252H99ZM122 251V252H123ZM130 251H131V249H130ZM162 251V252H163ZM174 251V250H173ZM173 251L172 252H170V253H173ZM178 251V250H177ZM195 251V250H194ZM214 251H216V250H214ZM218 251V250H217ZM233 251H231V254H232V252ZM236 251H238V250H236ZM239 251H241V250H239ZM7 252V251H6ZM44 252V251H43ZM82 252V251H81ZM96 252V251H95ZM102 253H103V251H101ZM100 252V253H101ZM163 252V253H164ZM211 252H212V250H211ZM229 252V251H228ZM227 252V253H228ZM242 252V251H241ZM11 255L10 254H5V253H3L2 255L0 254V259H1V261L2 262H0V264H31L32 262L31 261H29V260H27V257L25 258V256L24 257H22V258H25V259H22L20 256H19V254H13L12 255V249H11ZM45 253H47V252H45ZM44 253V254H45ZM53 253V252H52ZM56 253V252H55ZM89 253V252H88ZM93 252H91V253H89V254H92ZM99 253V254H100ZM102 253L100 254V255H102ZM115 253V252H114ZM115 254V256L117 255L118 256V254ZM127 253V252H126ZM126 253H123V254H126ZM128 253H130L129 251H128ZM135 253V252H134ZM141 254L140 252H137V254ZM239 253V252H238ZM33 254H34V256H33ZM39 254H42V253H39ZM58 254V253H57ZM87 254V253H86ZM98 254V255H99ZM109 254V253H108ZM145 254H146V252H145ZM151 254V253H150ZM173 254H175V253H173ZM176 254H177V252H176ZM215 254H216V252H215ZM215 254H213V255H215ZM59 255V254H58ZM97 255V254H96ZM103 255H105L104 253H103ZM128 254H126L125 255V258H127L128 256H127ZM130 255V254H129ZM142 256H144L145 257V255H143V254H141ZM158 255V254H157ZM211 255V254H210ZM218 255V254H217ZM235 255H237V253L235 254ZM48 256V255H47ZM53 255H51V257L50 258H52V260H54L53 259V257H52ZM55 256V255H54ZM61 256V255H60ZM64 255H62V257H63ZM78 256V255H77ZM90 256V255H89ZM92 256H94V253H93V255ZM119 256H122V255H119ZM127 256V257H126ZM156 256V255H155ZM237 256H240L241 258H242V255H237ZM237 256L235 257L234 255H233V257H235V259L237 258ZM82 257V256H81ZM95 257V256H94ZM96 257H99V256H96ZM216 257V256H215ZM38 258V259H37ZM55 259H57L56 257H54ZM89 258V257H88ZM124 258V259H125ZM136 258H137V256H136ZM146 258V257H145ZM156 258V257H155ZM218 258V257H217ZM92 259H94V258H92ZM98 259V258H97ZM107 259H109V257L107 258ZM128 260H129V258H127ZM127 259L126 260H122L121 259V261H127ZM141 259V258H140ZM208 259H209V257H208ZM220 259H221V257H220ZM219 259V260H220ZM233 259V258H232ZM243 259V258H242ZM33 260V261H34ZM42 260V261H41ZM59 260V259H58ZM62 260V259H61ZM78 260V259H77ZM95 260H96V258H95ZM99 260V259H98ZM110 260V259H109ZM112 260V259H111ZM120 260V259H119ZM118 260V261H119ZM156 260V259H155ZM218 260V259H217ZM215 258H214V261H212V263L213 264H228V263H226V262H228V261H226L225 263H223L222 261H217ZM50 261H51V259H50ZM55 261V260H54ZM57 261V260H56ZM55 261V262H56ZM79 261V260H78ZM87 261V260H86ZM118 261L117 262H115V263H118ZM120 261V262H121ZM137 261V260H136ZM153 261V260H152ZM189 261H191V260H188V262ZM206 261V260H205ZM234 261V260H233ZM237 261V260H236ZM236 261H234L235 263H230V264H237V262ZM59 262V261H58ZM95 262V261H94ZM93 262V263H94ZM135 262V261H134ZM139 262V261H138ZM145 262V261H144ZM148 262V261H147ZM153 262H155V261H153ZM152 262V263H153ZM158 262V261H157ZM186 263H187V260L185 261ZM230 262V261H229ZM240 262V261H239ZM86 263V262H85ZM96 263V262H95ZM100 263H101V261H100ZM114 263V262H113ZM122 263H124V262H122ZM128 263V261L125 263V264H127ZM140 263V262H139ZM142 263V262H141ZM146 263V262H145ZM149 263V262H148ZM147 263V264H148ZM151 263V264H152ZM159 263V262H158ZM178 263V262H177ZM184 263V262H183ZM186 263H184V264H186ZM190 263H192L193 264V261H191V262H189L188 264H190ZM201 263H203V260H202V262ZM210 263H211V261H210ZM211 263V264H212ZM243 263V262H242ZM49 264H54V263H50L49 262ZM58 264V263H57ZM112 264V263H111ZM137 264V263H136ZM143 264V263H142ZM154 264V263H153ZM156 264V263H155ZM172 264V263H171ZM180 264H182V263H180ZM206 264H207V262H206ZM238 264H241V262L240 263H238Z\"/></svg>",
  "mask_w": 264,
  "mask_h": 264
}]
</instances>
